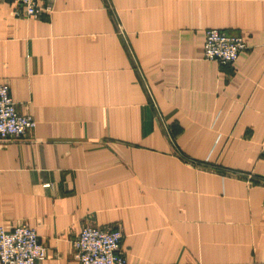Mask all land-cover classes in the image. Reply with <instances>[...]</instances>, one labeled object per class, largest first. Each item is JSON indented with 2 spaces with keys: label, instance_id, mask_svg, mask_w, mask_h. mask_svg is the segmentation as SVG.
<instances>
[{
  "label": "crops",
  "instance_id": "1",
  "mask_svg": "<svg viewBox=\"0 0 264 264\" xmlns=\"http://www.w3.org/2000/svg\"><path fill=\"white\" fill-rule=\"evenodd\" d=\"M47 6V8H46ZM0 0V84L35 126L0 141V225L72 264L86 225L127 264H264V0ZM247 43L202 55L204 31Z\"/></svg>",
  "mask_w": 264,
  "mask_h": 264
},
{
  "label": "built area",
  "instance_id": "2",
  "mask_svg": "<svg viewBox=\"0 0 264 264\" xmlns=\"http://www.w3.org/2000/svg\"><path fill=\"white\" fill-rule=\"evenodd\" d=\"M13 1L19 14L37 18L44 10L43 5L52 0ZM246 49L247 43L241 36L217 29L204 31L202 55L206 60L231 65ZM34 126L31 116L16 110L9 86L0 84V141L24 138ZM261 151L264 155V140ZM122 237L118 227L83 226L72 241V264H127L120 247ZM45 256L46 249L32 227L26 223L10 228L0 225V264H39Z\"/></svg>",
  "mask_w": 264,
  "mask_h": 264
}]
</instances>
